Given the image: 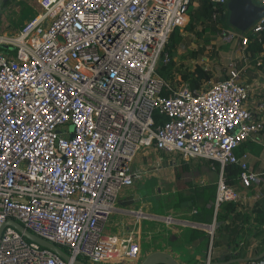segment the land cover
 <instances>
[{
    "label": "built area",
    "instance_id": "1",
    "mask_svg": "<svg viewBox=\"0 0 264 264\" xmlns=\"http://www.w3.org/2000/svg\"><path fill=\"white\" fill-rule=\"evenodd\" d=\"M190 1L38 0L40 13L13 36L0 35L14 51L0 53V228L14 220L71 257L7 226L0 264L137 261L140 245L104 228L118 193L135 182L131 164L140 148L173 162H217L215 210L243 198L224 181L226 164L239 165V186L261 198L264 173L235 152L264 130L245 107L237 59H227L223 79L200 88L173 87L157 73L170 60V34L188 21ZM209 1L211 20H228V0ZM263 30L261 17L243 33L217 25L215 35L245 50ZM156 110L165 117L158 124Z\"/></svg>",
    "mask_w": 264,
    "mask_h": 264
},
{
    "label": "crops",
    "instance_id": "2",
    "mask_svg": "<svg viewBox=\"0 0 264 264\" xmlns=\"http://www.w3.org/2000/svg\"><path fill=\"white\" fill-rule=\"evenodd\" d=\"M254 2L258 4L257 1ZM36 3L39 6L38 0H36ZM1 10L3 12V4ZM36 14L37 13L31 15L30 19ZM1 35L7 36L4 34ZM0 45L2 47L3 44ZM224 45V50L221 53L222 59L225 61L224 74L220 76L219 79L214 77L215 81L221 80L226 76L227 59L230 57L236 58L241 68V83L244 84L248 90L245 107L250 111L253 120L264 121V50L259 53H251L248 46L243 50L239 48L236 42H224ZM6 46V48L2 47L0 53H9L8 55H13L14 51L8 49V45ZM6 50L7 52H5ZM204 70L208 73L207 69ZM209 75L210 79L202 80L200 87L203 86L204 82H215L212 81L213 76H211V72H209ZM177 79H181V75L175 74V82H168L173 87H179L181 85L188 86L186 82L181 80L178 81ZM244 142L250 143L249 146L243 147L242 149L243 152L248 154L247 159L249 166L256 172L264 173V130ZM243 143L239 145V149ZM260 146L262 147L261 149ZM150 151L155 153L157 157L154 161H151L147 157ZM193 161L194 160L187 162V164L191 166L193 174L189 173L182 181L175 177L176 168H178L182 162H173L171 157L165 156L159 152L157 153L154 148L144 147V150L139 153L138 156L137 154L135 155L131 164L132 172L137 174L134 184L130 187L123 188L118 193L115 208L105 224L106 235L118 238L131 237L140 245V256L143 254L142 252H147L146 255H148L150 252L163 250L169 252L177 261L184 264H190L187 262L191 260H196L197 263H200L208 262V260H210V262H216L219 261L220 258H222L223 261H227L236 258L253 257V250L257 243L252 237L254 232L251 234L254 228L257 227L256 222L252 220L257 214L253 204L260 200L261 203H264V189L262 190L261 198L257 201H253L251 196L255 194L254 189H245L241 186L237 187V190L243 196L242 201L238 204L237 210L240 214H250L252 219L249 223H242L240 220H236L235 223L229 225L230 228L228 230L218 234L215 231V220H213L211 224L198 223L191 219L192 215L195 213V209L191 208V205L175 207L176 202L179 200V195H181L180 192L183 194L188 193L187 186L189 184L185 183V181L191 182L190 188L193 186H205L213 182L217 184L219 174L216 175L215 178L211 176L212 179L208 177L209 180L201 178L199 185H194L193 182L199 179L200 171L210 174L209 170H216L213 163L208 160H202L203 163L197 165L193 164ZM164 163H167V165H164ZM166 167L172 170L171 179L167 174L169 172L166 171ZM141 174L144 176L139 177ZM156 174H163L165 178L161 177L156 179L154 177ZM161 180L162 182L159 185L158 182ZM143 186H149L155 191L153 197H150L151 194L145 192L149 190L146 189L145 191H141ZM155 197H160L162 203L155 201ZM165 218L171 220L165 221ZM236 226H238L239 230L243 228L241 230L242 233H239L237 237L240 240L244 239V242H240V245H226V240L229 238L230 234H232V230L237 228ZM262 228L264 230V225ZM191 229L204 231L205 235L200 237L199 240H196L195 243H190L188 239ZM247 235L252 243L245 248L243 245H245ZM201 240L205 241L203 242ZM205 242L206 247L200 249ZM144 246H146L145 249H143ZM212 255H217L218 258L212 260ZM245 263L246 262H235L231 264Z\"/></svg>",
    "mask_w": 264,
    "mask_h": 264
},
{
    "label": "trees",
    "instance_id": "3",
    "mask_svg": "<svg viewBox=\"0 0 264 264\" xmlns=\"http://www.w3.org/2000/svg\"><path fill=\"white\" fill-rule=\"evenodd\" d=\"M196 3V5H194ZM212 14V5L209 0H191L190 4L187 8V23L181 28L176 27L169 36L168 43L166 44L165 51L168 52L170 56V60L167 64H159L157 67V73L166 81L171 83L175 82V74L183 75L184 82L188 84L191 89L199 88L202 80H209L210 75L203 69L201 66H196L193 71H183V67L181 65H177L176 60L174 59L177 51L180 47L185 46L186 38L182 33H192L195 34L196 37L202 39V43L204 46L210 45L212 42V38L215 36L217 31V25L228 27V21L219 20L218 22L211 20ZM264 30L259 34V36H251L250 42L248 44V49L251 53H259L264 50ZM0 50L2 47L0 45ZM180 83V82H176ZM168 92L166 89L163 90L162 94L166 95ZM154 121L158 124L165 120L164 115L159 113V111H155L153 113ZM244 144V145H243ZM242 146L236 149V155H241L243 153V147H247L250 143L244 142ZM262 147L260 146V149ZM212 162L217 175L220 172L219 164L215 161ZM191 171V166L186 162H182L175 171L176 179H184L187 174ZM241 168L237 164H226L223 169V178L224 181L237 189L239 187V174ZM183 181V180H182ZM188 183V193L183 194L180 192L179 200L176 202L175 207H181V202L183 201H191V208L195 209V213L192 215V221L198 223L211 224L213 220H215V231L218 234H221L223 231L228 230L230 224L235 223L236 220H240L242 223H249L251 218L250 214H240L238 212V202L234 201H225L219 205V207L215 210L212 202L214 201L217 184L216 182L208 183L205 186H193L190 188V181H185ZM195 185V184H194ZM261 201V200H260ZM257 201L255 202L254 208H256L257 214L255 218L252 219L256 222L257 227L251 232L252 237L257 241L253 250V256L259 254L264 249V230L262 226L264 225V203ZM238 225V224H236ZM237 228L232 230V234H230L229 238L226 240V245H240V242H244V239H238V234L242 233L243 228ZM205 235L204 231L191 229V233L188 241L190 243H195L196 240H199L200 237ZM248 235L246 237L245 248H247L251 240L248 239ZM205 241V240H201ZM215 244V239H214ZM242 246V248H243ZM206 247V242L202 245L200 249ZM66 250L65 247H63ZM241 254V253H239ZM218 258L217 255H212V260H216ZM261 264H264V257L258 260ZM187 263L194 264L197 263L196 260H191Z\"/></svg>",
    "mask_w": 264,
    "mask_h": 264
},
{
    "label": "rangeland",
    "instance_id": "4",
    "mask_svg": "<svg viewBox=\"0 0 264 264\" xmlns=\"http://www.w3.org/2000/svg\"><path fill=\"white\" fill-rule=\"evenodd\" d=\"M254 1H257V0H254ZM2 4H3V12H2L3 15L0 14V35L1 34L7 35V36L14 35L15 32L18 29H20V27L31 18L30 17L31 15L35 13H40L42 11L41 8L37 5L36 0H0V10H1ZM182 34L186 38L185 40L187 42L185 46L180 47L178 49L177 54L174 57V59L177 62V65H181L183 67V71H189V72L193 71L196 66H202L204 69L208 70V73L211 72V76H213L212 81H215V78L219 79V77L224 74V68H225L224 66L225 61L222 59V55H221L222 51L224 50V46H225L222 38L220 36L215 35L212 38L211 44L204 46L202 43V39L196 37L195 34H193V32L192 33H182ZM5 52H7V50ZM177 80L178 81L181 80L184 82V76L182 75L181 79H177ZM143 150L144 148H140L139 152L137 153V156ZM147 157L151 161H154L155 159H157L155 153H153L152 151H150ZM202 160L203 159H196L193 161V164L197 165L199 163H203ZM164 165H167V163H164ZM166 171L169 172L167 174L170 176V179H171L172 170L166 167ZM209 171H210V174L200 171L199 179H197L193 183L194 184L196 183L195 185H199V181L201 178L206 179V180H209V178L212 179L211 176L215 178V176L217 175L216 171H212V170H209ZM190 173H192V171ZM143 176L144 175L141 174L139 177H143ZM154 177L156 179H159L161 177L165 178L163 174H160V175L156 174ZM162 180L158 182L159 185L161 184ZM146 189L149 191H145ZM141 191H145L151 194L150 197H153L155 193V191L152 190L149 186H143L141 188ZM154 200L162 203L160 197H155ZM105 229H106V226L104 228V233L106 234ZM145 247L146 246H144L143 249H145ZM142 253L143 254H141V256L138 258L137 261H128L125 259L121 263L113 262L111 264H139L142 261V259L146 256L147 252L146 253L142 252ZM88 263L91 264V262L89 261ZM93 264H104V263L99 262V263H93Z\"/></svg>",
    "mask_w": 264,
    "mask_h": 264
},
{
    "label": "water",
    "instance_id": "5",
    "mask_svg": "<svg viewBox=\"0 0 264 264\" xmlns=\"http://www.w3.org/2000/svg\"><path fill=\"white\" fill-rule=\"evenodd\" d=\"M227 8L229 11L228 14V24L230 27L238 30L239 32L247 31L257 20L264 16V6H260L256 4L253 0H228ZM3 48H6V45H2ZM182 206H190L191 202L186 201L181 203ZM166 220H171L167 219ZM7 226L13 227L16 231L21 233L27 240L32 241L40 245L41 247L48 249L59 257H61L65 261L71 260V257L60 247L45 241L34 234L27 231L20 223L14 220L6 221L2 227L0 228V236L3 233V229ZM209 226V225H208ZM264 257V250H262L259 254L253 257H243L230 259L227 261H223L222 258L216 262H200L196 264H231L235 262H247L250 260L258 261ZM72 264H85L78 259H72ZM139 264H184L177 261L169 252L163 250H156L150 252L146 255Z\"/></svg>",
    "mask_w": 264,
    "mask_h": 264
},
{
    "label": "flooded vegetation",
    "instance_id": "6",
    "mask_svg": "<svg viewBox=\"0 0 264 264\" xmlns=\"http://www.w3.org/2000/svg\"><path fill=\"white\" fill-rule=\"evenodd\" d=\"M0 14H3V13H2V10H0Z\"/></svg>",
    "mask_w": 264,
    "mask_h": 264
},
{
    "label": "clouds",
    "instance_id": "7",
    "mask_svg": "<svg viewBox=\"0 0 264 264\" xmlns=\"http://www.w3.org/2000/svg\"><path fill=\"white\" fill-rule=\"evenodd\" d=\"M234 29V28H233ZM236 30V29H235Z\"/></svg>",
    "mask_w": 264,
    "mask_h": 264
}]
</instances>
